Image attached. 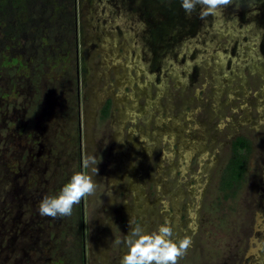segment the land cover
<instances>
[{
    "label": "rangeland",
    "instance_id": "obj_1",
    "mask_svg": "<svg viewBox=\"0 0 264 264\" xmlns=\"http://www.w3.org/2000/svg\"><path fill=\"white\" fill-rule=\"evenodd\" d=\"M38 1L37 23L26 2L14 32L0 20V264H74V212L42 216L38 202L77 170L78 146L80 168L95 152L99 169L82 198L85 264H119L131 217L191 236L177 264H264V0L205 18L181 0ZM238 135L252 151L226 197ZM27 225L40 255L20 250Z\"/></svg>",
    "mask_w": 264,
    "mask_h": 264
},
{
    "label": "clouds",
    "instance_id": "obj_2",
    "mask_svg": "<svg viewBox=\"0 0 264 264\" xmlns=\"http://www.w3.org/2000/svg\"><path fill=\"white\" fill-rule=\"evenodd\" d=\"M226 3L228 0H181V7L188 16L197 12L205 18ZM98 171L97 154L89 152L84 158L83 168L73 170L58 191L39 200V213L51 217L71 216L74 205L97 191L95 177ZM107 193L112 195L111 191ZM128 223L129 230L121 241L124 251L119 264H177L178 258L186 254L192 243L191 236L178 237L175 234V226L167 217L152 229L132 217Z\"/></svg>",
    "mask_w": 264,
    "mask_h": 264
},
{
    "label": "trees",
    "instance_id": "obj_3",
    "mask_svg": "<svg viewBox=\"0 0 264 264\" xmlns=\"http://www.w3.org/2000/svg\"><path fill=\"white\" fill-rule=\"evenodd\" d=\"M25 2L26 1L24 0H0V20H5L6 22L5 31L7 34L15 31V29L13 30L12 19L17 9L19 7H23L21 5H23ZM28 2H26L27 8L29 10L28 13L31 14L32 19H33V13H36V16L34 17V22L37 23V21H40V19H37V17L38 15H40L39 8L41 7V5L38 0H31V1L29 0ZM42 31H43V27L41 25H38L37 32L42 33ZM111 105L112 103L110 99H108L104 103L101 109V117L103 119L108 116ZM77 143L78 144L80 143L78 130H77ZM251 151H252V142L248 137L244 135H238L232 140L229 158L220 173L219 189L224 193V196L226 197L235 196L239 188L242 186V183L244 182L246 173L248 171ZM77 158H78L77 159L78 160L77 170H78L81 169L80 168L81 152L79 146H78ZM73 212L75 214L74 220H76L74 230L78 233V240L74 242V245H76V243H78L79 245L78 250L75 246V250L73 251L74 264H85L84 216H83L82 200L80 201L79 204H77V208L76 205H74ZM39 221L41 222L42 220L40 219ZM49 223L51 222H48V224ZM29 225L27 226L29 229L30 236L26 237L27 238L26 241L20 244V250L23 253L30 252L29 247L38 249L35 246L37 245L36 240H38L39 237L36 234L35 230L32 228V225L30 227ZM41 225L46 226L47 224H45L42 221ZM29 238H30V244H28L27 242ZM39 244L41 245V243ZM38 252H40L39 253L40 255L42 253V249H38ZM27 259L29 260V258Z\"/></svg>",
    "mask_w": 264,
    "mask_h": 264
},
{
    "label": "flooded vegetation",
    "instance_id": "obj_4",
    "mask_svg": "<svg viewBox=\"0 0 264 264\" xmlns=\"http://www.w3.org/2000/svg\"><path fill=\"white\" fill-rule=\"evenodd\" d=\"M40 146V149H43L44 151L43 152H45V147L42 145V144H40L39 145ZM43 152H41V150L38 152V155H40V154H42ZM41 156V155H40ZM39 156V157H40ZM46 157H47V152H46ZM39 162H41L40 163V165H39V171H40V173L43 171H45L46 170V164H47V160H45V161H43V159H41V161H39ZM15 175V174H14ZM14 177V176H13ZM22 183H24L23 185H21L20 187H19V189H21V187L24 189V186H26L27 188L29 187V186H27V183H28V180H27V178L22 182ZM12 185V184H11ZM13 187V186H12ZM18 189V188H17ZM18 189V191L17 192H21L20 190ZM83 204V203H82Z\"/></svg>",
    "mask_w": 264,
    "mask_h": 264
}]
</instances>
